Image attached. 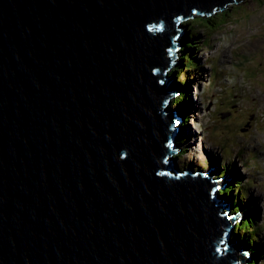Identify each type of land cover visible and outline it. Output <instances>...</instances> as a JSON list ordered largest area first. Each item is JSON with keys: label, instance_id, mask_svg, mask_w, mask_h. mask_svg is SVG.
Segmentation results:
<instances>
[{"label": "water", "instance_id": "water-1", "mask_svg": "<svg viewBox=\"0 0 264 264\" xmlns=\"http://www.w3.org/2000/svg\"><path fill=\"white\" fill-rule=\"evenodd\" d=\"M237 1L0 0V264L248 262L170 145L181 22Z\"/></svg>", "mask_w": 264, "mask_h": 264}, {"label": "rangeland", "instance_id": "rangeland-1", "mask_svg": "<svg viewBox=\"0 0 264 264\" xmlns=\"http://www.w3.org/2000/svg\"><path fill=\"white\" fill-rule=\"evenodd\" d=\"M225 10V14L224 10H218L211 17L197 15L187 20L189 32L193 26L196 36L185 40L183 35L178 39L182 55L193 53L201 66L196 73L181 68L186 76L184 81L181 73L179 76L174 73L178 89L189 90L190 94L180 102L183 93L172 100L180 116L184 119L188 116L186 122H181L183 127L176 141L178 146H173V157L181 168L215 166L220 170L213 177L215 181L226 175L232 177L224 188L214 191L226 197L235 219L240 215L243 219L257 218L255 225L260 230L254 238L247 232L237 236L232 231L230 239L248 257L246 264H257L260 257L264 261V250L258 254L256 248L259 240H264V116L258 111L264 109V87H261L264 85V0H238ZM191 42L195 43L194 49L186 47H193ZM243 70L247 85L253 83L256 88L241 85ZM217 141L224 146L221 150ZM224 163L227 169L222 168ZM235 180L239 183L235 184ZM233 186L234 190L226 192Z\"/></svg>", "mask_w": 264, "mask_h": 264}, {"label": "clouds", "instance_id": "clouds-1", "mask_svg": "<svg viewBox=\"0 0 264 264\" xmlns=\"http://www.w3.org/2000/svg\"><path fill=\"white\" fill-rule=\"evenodd\" d=\"M220 10V9H219ZM224 11H226V10H224ZM216 14V13H215ZM214 15V14H213ZM201 16V15H200ZM196 17V16H195ZM202 17H204V18H206L205 16H202ZM207 17H211V16H207ZM192 18H194V17H192ZM189 19H191V18H189ZM189 19H187V20H189ZM187 20H184V21H182L181 22V24L183 25V26H185V28L183 29V34H182V36L184 35V36H186L187 34H188V32H186V26L188 25V23H187ZM221 24H222V22H221ZM220 24V25H221ZM179 28V27H178ZM182 36H179L176 40H175V42H177L176 43V46L178 45V47H176V49H175V57H177V58H175L174 60H173V62H175V69H178L177 68V66L180 64V63H184L185 62V60L182 62L181 61V59H182V57H183V59H184V55H185V53L182 55V53L180 52V50H178L179 49V45H180V42L178 41V39L180 38V37H182ZM187 39H189V38H187ZM186 40V39H185ZM179 59H180V61H179ZM198 62H199V59L197 60ZM200 63V62H199ZM245 64H246V61H245ZM200 66H201V63H200V65H196V66H193L194 68L195 67H198V68H196L195 70H193L195 73L199 70V68H200ZM247 66H248V64H247ZM245 68H247V67H245ZM245 68H244V70H245ZM180 72H182V71H180ZM174 73V72H173ZM245 74V73H244ZM182 75H183V72H182ZM176 76H177V73H176ZM245 78H246V81H247V76H246V74H245V76H244ZM184 78H185V76L183 75V81H184ZM185 80H186V78H185ZM187 82L188 81H186V84H187ZM177 84V83H176ZM248 86V85H247ZM248 87H254V88H256V86L252 83L250 86H248ZM261 87H264V85L262 84L261 85ZM190 91L188 90V91H186V90H182V92L181 93H183L182 95L184 96V98L185 99H187L188 98V96H189V93ZM181 93H178V95H180ZM182 95H180L179 97H181ZM180 99V98H179ZM179 101V100H178ZM258 111L260 112V113H262L263 114V112H264V109L263 110H259L258 109ZM227 115H229V113L227 114ZM224 116H226V115H223L222 117H224ZM188 120V116L186 117V119H181L180 121L183 123V122H186V121ZM179 123V125H181L182 127H183V125H182V123ZM246 129V128H245ZM202 167V166H201ZM215 167V166H214ZM223 167L225 168L226 167V169L228 168V165L227 164H223ZM210 168V167H209ZM234 183L236 184L237 182H236V180L234 181ZM240 186V184L238 185V187ZM231 189L232 190H234V186L233 187H231ZM230 189V190H231ZM226 192H227V190H226ZM226 192H224V195H225V193ZM232 194H233V191H232ZM245 219H243V216H241L240 215V221H237V223H236V227H238L237 226V224H240V223H242L243 221H244ZM235 227V233L237 234V235H239V234H242V229L240 230H238L237 231V228ZM258 226L257 225H254V227H253V232H252V235H250L251 237H253L254 238V236L253 235H255V233H256V231L258 230ZM237 231V232H236ZM240 236V235H239ZM256 236V235H255ZM247 240H252V239H247ZM259 242H260V240H259ZM263 242V244H262V246L259 248L258 246L256 247L257 248V250H258V254L261 252V254H262V251L264 250V240L262 241ZM251 254V253H250ZM262 258L263 257H260V260H261V262L259 263L257 260L255 261V263H257V264H263L264 263V261L262 260ZM251 260H253V259H251Z\"/></svg>", "mask_w": 264, "mask_h": 264}, {"label": "trees", "instance_id": "trees-1", "mask_svg": "<svg viewBox=\"0 0 264 264\" xmlns=\"http://www.w3.org/2000/svg\"><path fill=\"white\" fill-rule=\"evenodd\" d=\"M226 13V11L223 13V14H225ZM205 20V19H204ZM207 21H209V19L207 20ZM219 24H221V22H219ZM193 27V26H192ZM192 27L190 26L189 27V29L191 30V32H189V30H188V34L185 36V39H187V38H192V39H194L195 38V34L192 32ZM192 44H193V42H191ZM195 44V43H194ZM194 44H193V47L191 46V45H188V46H186L187 48H189V49H194L196 46H194ZM184 60H185V62L184 63H180L178 66H177V68L178 69H175V71H176V73H177V76H179L180 75V73H181V75H182V72H180V71H182V70H187V71H190V70H195L196 68H198V67H193V66H196V65H200V63L196 60V57H194V55H193V53H187L186 52V54L184 55ZM184 66H187V67H184ZM181 68H182V70H181ZM174 72V71H173ZM176 73H175V75H176ZM179 73V74H178ZM186 77V76H185ZM181 83H182V81H181ZM183 99H185L184 98V96L182 95L181 97H180V99H179V102L181 101V100H183ZM220 142V141H219ZM220 144L222 145V143L220 142ZM222 147H224L223 145H222ZM237 183H239V182H237ZM231 189V187H229L228 189H227V191L228 190H230ZM237 207V206H236ZM246 215V214H245ZM256 221H257V218L255 217V218H251V217H249V216H246L245 217V220L242 222V223H240V224H237V226L238 227H236L237 228V231L240 229H242L241 231L242 232H247L248 234H250V235H252V232H253V227H254V225H255V223H256ZM258 230H260V228L258 229ZM257 230V231H258ZM236 231V232H237ZM256 231V232H257ZM249 235V236H250ZM260 239V238H259ZM262 244H263V242L262 241H260L259 242V248L262 246ZM256 258V257H255Z\"/></svg>", "mask_w": 264, "mask_h": 264}, {"label": "bare ground", "instance_id": "bare-ground-1", "mask_svg": "<svg viewBox=\"0 0 264 264\" xmlns=\"http://www.w3.org/2000/svg\"><path fill=\"white\" fill-rule=\"evenodd\" d=\"M180 110H181V109H180ZM182 118L184 119L183 116H180V120H181ZM185 121H186V120H185ZM176 141H177V139H176ZM217 142H219V141H217ZM220 142H221V141H220ZM220 142H219V143H220ZM176 146H178V142H176ZM222 148H223L222 145H220V146H219V149L221 150ZM184 151H185V150H184ZM210 161H211V160H210ZM221 166H222V165H221ZM186 167H188V165H187ZM186 167H183L182 169H184V168H186ZM203 167H204V165H203ZM222 168H223V166H222ZM223 191H224V190H223ZM218 192H219V191H218ZM234 216H235V215H234ZM238 216H239V215H238ZM231 234H232V233H231ZM257 234H258V233H257ZM237 236H238V235H237ZM233 244H234V243H233ZM249 258H250V257H249Z\"/></svg>", "mask_w": 264, "mask_h": 264}]
</instances>
